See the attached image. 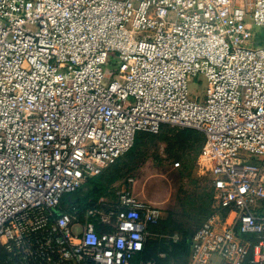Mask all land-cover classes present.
Wrapping results in <instances>:
<instances>
[{
	"label": "built area",
	"instance_id": "built-area-1",
	"mask_svg": "<svg viewBox=\"0 0 264 264\" xmlns=\"http://www.w3.org/2000/svg\"><path fill=\"white\" fill-rule=\"evenodd\" d=\"M250 2L0 0V264H157L141 255L164 213L130 187L82 213L62 201L164 125L205 136L216 209L189 264H264V0Z\"/></svg>",
	"mask_w": 264,
	"mask_h": 264
},
{
	"label": "rangeland",
	"instance_id": "rangeland-1",
	"mask_svg": "<svg viewBox=\"0 0 264 264\" xmlns=\"http://www.w3.org/2000/svg\"><path fill=\"white\" fill-rule=\"evenodd\" d=\"M236 3L250 10V0H236ZM253 30L256 37L252 45L264 47V29ZM109 63L111 70L116 61L110 58ZM199 79L202 84L192 80L189 85L194 95L205 89L204 80ZM204 140L199 131L170 125H164L153 136L141 134L134 148L104 172L102 181L105 190L111 193L102 198L112 202L117 187H130L139 200L163 211L166 223L160 227L159 238L168 241L173 236L179 240L191 236L216 209L212 177L198 161ZM240 155L244 157L243 153ZM177 162L179 167L175 166ZM129 179L134 183L130 184ZM87 190L88 185L73 195L74 200L83 197ZM168 263L187 264V258L174 252Z\"/></svg>",
	"mask_w": 264,
	"mask_h": 264
},
{
	"label": "trees",
	"instance_id": "trees-1",
	"mask_svg": "<svg viewBox=\"0 0 264 264\" xmlns=\"http://www.w3.org/2000/svg\"><path fill=\"white\" fill-rule=\"evenodd\" d=\"M141 134L152 135V134H147V133H139L137 135V137H136V141L138 140V138H139V136ZM204 138H205V136H204ZM136 141H135V143H136ZM107 168L101 173V175H99L98 177H95V178L91 179L88 182V184H87L88 185V190H87V192L85 193V195L83 197H80V198L74 200V198H73V195L74 194H72L70 196H66L63 199V201H62V207H63V209H65V210H71L73 207L76 206L78 208L79 213H82L83 210L86 207L95 204L102 197L107 196V195H110L109 193H111V190H109V189L108 190H105L107 187L104 186L103 181H102L104 172L107 170ZM120 188H122V187L121 186L120 187H117L116 190L113 192V194L115 195L116 192H117V190H119ZM70 197H71V199H70ZM214 212L210 213V215L208 216V218L211 215H213ZM165 223L166 222L163 219L158 225L152 226L151 227V231L153 233H157V234L161 233L160 227H161L162 224H165ZM194 233L191 236H189V237H187V238H185L183 240H179L178 242H173L171 240H168V241L166 240L165 241V240H163V238H157V239H154L153 240V238H152V239L148 240V242L146 244V247H145V250H144V252H143V254L141 256L145 260L155 259V260H157V264H169L168 262L170 260V257L173 256L174 252H178L180 255H185L186 256V258H187V264H189L190 240H191L192 236L194 235ZM161 253H166V258H164V259L159 258V254H161ZM137 262L138 261L136 260L135 263H137Z\"/></svg>",
	"mask_w": 264,
	"mask_h": 264
},
{
	"label": "flooded vegetation",
	"instance_id": "flooded-vegetation-1",
	"mask_svg": "<svg viewBox=\"0 0 264 264\" xmlns=\"http://www.w3.org/2000/svg\"><path fill=\"white\" fill-rule=\"evenodd\" d=\"M80 191H82V190H80ZM80 191H79V192H80Z\"/></svg>",
	"mask_w": 264,
	"mask_h": 264
}]
</instances>
